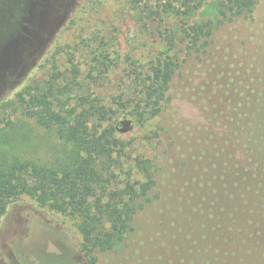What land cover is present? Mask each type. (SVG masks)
Returning <instances> with one entry per match:
<instances>
[{
	"label": "trees",
	"instance_id": "obj_1",
	"mask_svg": "<svg viewBox=\"0 0 264 264\" xmlns=\"http://www.w3.org/2000/svg\"><path fill=\"white\" fill-rule=\"evenodd\" d=\"M73 1L33 62L56 0H0V111L32 119L63 149L51 164L27 159L15 151L19 138L5 133L11 121L0 119V224L28 197L71 217L79 261L98 264L99 254L129 245L142 211L168 197L178 228L149 243L160 261L184 264L187 249L206 243L216 262L264 264L261 0H130L138 21L158 22L163 49L144 61L115 57L113 38L94 32L88 60L70 53L58 64L46 58L52 43L78 16L113 2ZM210 1L215 14L198 15ZM47 62L51 69L39 77ZM122 120L153 133L140 140V152V142L123 136ZM153 139L156 153L146 154Z\"/></svg>",
	"mask_w": 264,
	"mask_h": 264
},
{
	"label": "rangeland",
	"instance_id": "obj_2",
	"mask_svg": "<svg viewBox=\"0 0 264 264\" xmlns=\"http://www.w3.org/2000/svg\"><path fill=\"white\" fill-rule=\"evenodd\" d=\"M158 1L163 0H144L143 3L155 5ZM56 2L57 7L52 9L54 16L51 11L52 15L48 13L47 30L45 37L40 39L41 46H38L32 54L33 62L41 55V51L50 41L55 30L66 20L74 6L73 0H56ZM128 2L130 0H113L103 8L99 7L97 13L89 12L90 14L78 16L75 25L65 30L59 39L52 43L46 58L53 55L58 64H61L65 55L72 53L88 60L95 46L90 42L95 38L92 37L94 32H99L100 36L107 35L113 38L115 57L121 58L125 54H130L133 58L144 61L150 54L158 53L163 49V43L157 37L158 22L155 19L138 21L136 13L139 10L134 14ZM261 2L257 16L264 18V0ZM214 14L215 8L212 1L198 11V15L204 18H211ZM78 44H81L82 51H77ZM27 68L28 65L19 75H22ZM48 69H51L50 62H47L37 75L40 77ZM111 76L115 81L118 79L117 72ZM113 85V82H108L105 84L104 91H108ZM180 108L184 113L187 112L186 107ZM0 119L11 121V125L4 129L5 133L9 139L13 136L19 138L18 141H13L15 151L25 158L51 164L63 156V149L55 136L38 127L32 119L10 111H0ZM118 123L127 140H134V144L137 141L140 142L139 145H134L138 151V148L141 149L144 146L140 140L153 134L149 132V127L143 129L124 120ZM152 144L155 145V139L147 141L146 154L156 153L155 149H151ZM160 188L164 193L166 192V188L162 185ZM155 202L137 216L135 231L127 241L129 245L120 247L117 252L99 254L98 264L175 263H172L173 259L160 261L161 255L153 253V250L157 249L149 246V243L155 242L154 236L164 241L176 233L178 228L175 206L171 202L170 207L168 197L161 204H155ZM147 237H149L148 240H146ZM159 241L160 239L157 243ZM78 244L79 234L76 231L75 221L71 217L55 213L47 207L39 208L28 197H22L20 201L12 204L0 224V264H84L79 261ZM128 251L131 254L133 251V259L128 261L125 258L124 261V255ZM144 256L148 258L145 260ZM182 260L184 264H223L214 260L212 251L206 243L198 246L197 249H187Z\"/></svg>",
	"mask_w": 264,
	"mask_h": 264
}]
</instances>
